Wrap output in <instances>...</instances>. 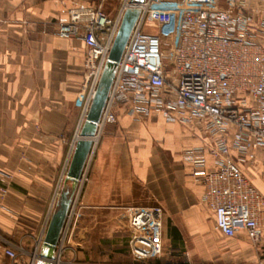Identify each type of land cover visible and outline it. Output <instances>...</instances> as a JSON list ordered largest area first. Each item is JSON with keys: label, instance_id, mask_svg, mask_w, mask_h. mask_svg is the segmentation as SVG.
Returning a JSON list of instances; mask_svg holds the SVG:
<instances>
[{"label": "crops", "instance_id": "obj_1", "mask_svg": "<svg viewBox=\"0 0 264 264\" xmlns=\"http://www.w3.org/2000/svg\"><path fill=\"white\" fill-rule=\"evenodd\" d=\"M92 1L0 0V169L12 175L8 184L0 176V204L8 208L0 213V263L14 247L16 264H31L58 186L74 189L67 172L85 99L86 47L59 36L58 22ZM115 110L117 121L98 131L87 160L81 215L61 264L260 263L264 237L258 248L243 231L217 230L204 186L184 160L186 149L210 145L206 131L132 113L129 104ZM263 165L258 153L249 178L264 193ZM148 205L164 210V253L137 261L123 208Z\"/></svg>", "mask_w": 264, "mask_h": 264}, {"label": "built area", "instance_id": "obj_2", "mask_svg": "<svg viewBox=\"0 0 264 264\" xmlns=\"http://www.w3.org/2000/svg\"><path fill=\"white\" fill-rule=\"evenodd\" d=\"M132 5L140 9V15L118 64L92 148L98 131L117 121L115 108L120 104H129L132 113L144 117L158 115L166 122L200 125L211 138L210 145L186 149L183 156L204 186L202 200L215 212V227L227 237L243 231L259 246L264 237V193L246 176L243 166L255 162L258 153L264 162V0H208L205 7L174 9V18L162 9L154 14L159 31L169 26L164 34L170 41L162 32L145 31L153 0H124L114 16L104 11L102 3L69 8L68 19L58 22V35L78 38L86 47L81 124H85L124 14ZM84 169L73 190L53 264H61L77 229L81 192L89 179ZM0 176L6 182L12 179L2 169ZM6 192L2 188L3 197ZM62 192L58 186L36 237L31 264L41 258L36 251L43 247ZM4 210L8 208L1 203L0 213ZM123 212L135 259L162 256L163 208L127 206ZM4 252L10 261L0 264H16V249L6 247Z\"/></svg>", "mask_w": 264, "mask_h": 264}, {"label": "water", "instance_id": "obj_3", "mask_svg": "<svg viewBox=\"0 0 264 264\" xmlns=\"http://www.w3.org/2000/svg\"><path fill=\"white\" fill-rule=\"evenodd\" d=\"M138 1L142 0H131L132 3ZM139 15L140 9L138 8H128L124 14L119 32L113 43L103 75L82 128L81 138L76 143L67 172V180L73 183V188L76 187L91 152L93 144L92 137L96 134L98 123L102 117L118 69V64L123 56ZM73 190L71 192L63 190L61 194V198L50 220L43 248L40 252L41 258H39L37 264H53L54 250L69 212Z\"/></svg>", "mask_w": 264, "mask_h": 264}, {"label": "rangeland", "instance_id": "obj_4", "mask_svg": "<svg viewBox=\"0 0 264 264\" xmlns=\"http://www.w3.org/2000/svg\"><path fill=\"white\" fill-rule=\"evenodd\" d=\"M123 1L124 0H96L95 4L102 3L103 9L106 13L116 15L117 11L120 8V6L122 5ZM153 1H154V5H153L152 10H150V12L148 13L149 14V20L146 21L147 25L145 26V31L152 32L155 34H161L160 32H162L163 34H161V35L164 36L165 35L164 33L169 31V26H166V27L162 26L164 30L162 29V31L161 30L159 31V29H160L159 28V18L154 13L163 12L162 9H164L165 10L164 12H168L170 14V16L172 18H174V14H175L174 9L178 8L180 12H183L184 9H186V8L195 9V8L205 7L207 5L208 0H186V2L184 4L180 3L182 0H153ZM150 9H151V7H150ZM165 38H167L169 41L171 40L170 36L168 37L165 35ZM168 48L169 47L167 46L166 49L168 50ZM84 101H85V99H84ZM83 107H84V102H83ZM83 107H82V109H83ZM82 114H83V111H82ZM81 118H82V115L80 117V122H79L78 128H77L78 129L77 132H78L79 136L76 137L74 140L75 145H76L77 141L81 138V131H82V128L84 126V124H81ZM77 132H76V135H77ZM263 164H264V162H263ZM251 165H252V162H247L243 166L244 173L246 174V176L248 178H249V176L251 177L254 173L251 171ZM263 167H264V165H263ZM148 206H150V205H148ZM255 246L259 248L258 245H255ZM39 249L40 248H38V250L36 251V257L39 255V251H40ZM261 249H262V252L264 253V247H261ZM263 259H264V255L261 256L260 261ZM258 264H260V263H258Z\"/></svg>", "mask_w": 264, "mask_h": 264}, {"label": "trees", "instance_id": "obj_5", "mask_svg": "<svg viewBox=\"0 0 264 264\" xmlns=\"http://www.w3.org/2000/svg\"><path fill=\"white\" fill-rule=\"evenodd\" d=\"M89 4H95V3H94V1H92ZM65 190L68 191V192H71V189L68 186L65 187Z\"/></svg>", "mask_w": 264, "mask_h": 264}, {"label": "bare ground", "instance_id": "obj_6", "mask_svg": "<svg viewBox=\"0 0 264 264\" xmlns=\"http://www.w3.org/2000/svg\"><path fill=\"white\" fill-rule=\"evenodd\" d=\"M134 6L132 5L131 8H133ZM137 6H135L134 8H136ZM76 146V145H75ZM75 150V149H74ZM92 150V149H91ZM91 153V152H90Z\"/></svg>", "mask_w": 264, "mask_h": 264}]
</instances>
